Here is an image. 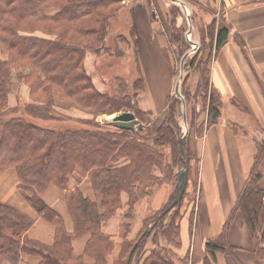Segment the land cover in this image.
I'll return each mask as SVG.
<instances>
[{
  "label": "trees",
  "instance_id": "obj_1",
  "mask_svg": "<svg viewBox=\"0 0 264 264\" xmlns=\"http://www.w3.org/2000/svg\"><path fill=\"white\" fill-rule=\"evenodd\" d=\"M121 1L0 0V52L6 56L0 61V172L15 170L18 189L24 192L35 211L55 226L52 245L29 238L23 244L21 234L27 233L35 218L0 201V256L12 264H19L25 256L34 255L41 258L39 264H85L86 257L93 258L96 264H105L106 255L114 250L116 244L103 234L101 226L121 209L122 193L129 195L130 206L122 217L121 228L125 235L133 222L134 205L153 190L137 197L131 190L134 171L148 167L145 162L162 155L161 149H168L172 164L182 167L190 175L195 156L189 149V140L180 139L181 130L175 124L174 106L170 108V118L158 128L151 145L130 139L131 134H135L133 130L116 128L113 131L95 121L98 114L131 109L135 105L142 112L134 111L137 118L143 115V120L148 119L147 112L141 110L138 103L133 106L130 101L139 91L143 92L142 78L135 82L137 92L132 97L117 96V91L114 96L99 91L84 67L88 51L100 53L104 50L108 20L114 11L109 4ZM52 9L56 11L54 14ZM37 32L47 37L34 35ZM201 33V41L205 40L204 35L209 38L210 53L206 61L200 63L210 75L208 62L213 50H219L228 39L229 29L223 24H213ZM194 63L193 60L191 64ZM20 68L29 69L25 81L29 85L32 103L10 106L12 85L9 73L11 69ZM122 81L117 79V89ZM204 85L212 88L211 80L205 81ZM212 96L214 98L211 97L207 105V121L200 124L204 126L197 127L195 132L199 136L222 115L221 97L218 94ZM71 108L86 111L93 119L83 118L74 122L72 118L57 115V109L65 111ZM42 121L52 125H42ZM263 157L264 148L256 156V167L237 201L236 211H241L252 237L264 244V189L259 187L262 175L258 171ZM122 158L134 164L133 172L130 164L110 166ZM85 173L90 175L95 190L101 196L100 201L84 197L78 187L79 178H83ZM51 185L66 192L74 222L72 232L66 230L62 218L42 198ZM177 195L174 193L157 215L145 221L144 229L135 241L123 240L120 244L122 250L132 245L124 264L131 263L134 253L145 246L157 228L162 229V235L170 245L178 246L180 214L177 208L188 192L186 190L180 204L171 208ZM100 208L104 212L100 213ZM169 217L168 224H160ZM82 236H87L83 255L75 256L73 242ZM207 249L214 259L217 252L224 251V246L211 241L207 243ZM258 254L264 255V247L258 248ZM167 256L168 253L159 254L163 264H169Z\"/></svg>",
  "mask_w": 264,
  "mask_h": 264
},
{
  "label": "crops",
  "instance_id": "obj_2",
  "mask_svg": "<svg viewBox=\"0 0 264 264\" xmlns=\"http://www.w3.org/2000/svg\"><path fill=\"white\" fill-rule=\"evenodd\" d=\"M109 6L114 11L107 24L105 48L100 53L87 52L85 70L102 92L110 74H133L136 77L133 83L142 78L145 92L153 90L152 101L147 100V93L139 95L140 104L144 103V110L150 113L155 112L151 106L163 108L166 104L174 82L175 58L181 54L179 47L189 43L187 35L201 40L202 30L213 24H223L229 29L228 39L219 50H213L208 62L212 88L222 100V115L203 135H189V149L195 159L188 174V196L177 208L178 246L170 245L162 234L155 238L154 231L140 254L138 250L134 253L130 264H163L159 254L164 253H168L169 264H264V255L258 254V248L264 244L252 237L241 211H236L237 201L256 167L259 147L264 145V0H122ZM55 12L51 10L52 14ZM34 35L47 37L39 32ZM204 39L209 40L205 35ZM209 53L207 50L204 54ZM5 59L0 52V61ZM20 103H32L30 89L12 87L9 105ZM258 171L262 175L259 187L264 189V157ZM15 179H11L12 184ZM19 193L23 194L21 190ZM171 194V183L162 184L136 203L131 228L123 235L122 217L130 207L129 195L123 192L121 209L103 224V234L112 238L116 246L125 238L135 241L145 221L164 208ZM192 194L195 200L189 201ZM0 201L17 207L15 202L1 196ZM20 210L33 216L28 209ZM27 236L52 245L55 227L37 219ZM211 241L224 245L230 255L217 252L213 259L207 249ZM86 242L87 239L83 251ZM79 244L76 241L78 250ZM75 245L74 255L79 256L75 254ZM40 261L38 256H25L19 264ZM84 262L95 264L88 257ZM0 264L10 263L0 256ZM109 264H113V259H109Z\"/></svg>",
  "mask_w": 264,
  "mask_h": 264
},
{
  "label": "rangeland",
  "instance_id": "obj_3",
  "mask_svg": "<svg viewBox=\"0 0 264 264\" xmlns=\"http://www.w3.org/2000/svg\"><path fill=\"white\" fill-rule=\"evenodd\" d=\"M194 43H187L184 42L182 46H180L181 54L179 57H176V66H175V73H174V82L169 90V94L166 99V104L162 105L163 108H160L158 106H151L155 112L150 113L147 110H144L143 105L144 101L142 102L143 105H141V99L139 98V95L141 93H144L146 95L147 93V100L152 101V92L153 90H145L143 92H138L134 98H130V101H132V105L134 106L135 103H138V107L147 112V120H143V115H140L139 118H137L138 123L144 124L143 130H133L135 131V134H131L129 137L130 139L136 140L138 143L143 145H151L153 141V137L156 135L158 128L165 122V120L169 119L170 114V108L171 106H174L175 109V124L180 128V139H185L186 141L189 140V135L196 132L197 127L204 126L200 125L203 123V118H207L208 115V103L209 100H211V97L214 98L212 95H217L210 86H206L205 81L210 79V75L206 72V68L204 66H201L202 64L200 61L205 62L206 61V55L204 54L205 51L208 50V41L204 40H198L196 37H191ZM110 45V43H108ZM193 51L194 53L190 52ZM204 52V53H203ZM189 55L184 58L185 54ZM2 54V53H1ZM195 61L194 65L191 64L192 61ZM29 72V69L27 68H20V69H11L10 70V82L12 87L19 88L21 86H25L29 88V85L25 81V76ZM120 76V79H122L123 83H119L120 88H118L117 83V76ZM116 77V79H115ZM127 77V78H124ZM109 82L104 83V87L102 88L103 92H106L110 95H116L117 96H123L128 95L132 97L135 92H137L134 87L133 83L135 81V78L133 74L130 75H123V74H110L108 76ZM144 83V82H143ZM210 83V81H209ZM126 87H124V86ZM209 85V84H208ZM176 86H178L179 91L183 97V99L178 98L174 91ZM207 87V88H206ZM102 92V91H101ZM213 92V93H212ZM137 100V101H136ZM21 105H24L20 103ZM222 106V104H221ZM134 109V110H131ZM122 108L119 111H112L108 114H98L95 118L96 123H98L101 127L109 130L116 131L117 127L113 122V117L117 116L123 112H132L139 111L141 112L136 105L132 108ZM57 115L65 116V118H72V120L75 122L76 120L88 118L93 119L92 115H89L86 111H83L79 108L69 109V110H56ZM142 113V112H141ZM144 114V113H143ZM8 117V116H7ZM150 119V120H149ZM206 122V120H205ZM204 122V124H205ZM73 125L72 122H68ZM186 123V124H185ZM52 125V123L48 121H42V125ZM124 129V128H119ZM140 131V132H139ZM188 132V134H187ZM187 134V136H186ZM129 139V140H130ZM263 145L261 144L259 147V150L261 151L263 148ZM162 155L160 154L157 159L152 160L151 158L148 160V163L145 162V164H148V167L138 169L134 171V177L132 179V185L131 190L136 194L137 197H142L144 194L148 193L152 188L161 185V184H168L171 183V187L174 193H179V187H180V178L179 175L184 171L182 167L180 166H174L172 164L171 160V152L170 150L161 149ZM130 160L127 158H122L116 163L110 164V166L113 167H122L125 165H129ZM133 163L130 164V171L133 172ZM14 172V173H13ZM11 173H7L3 175L0 173V196L10 200L11 202H15L17 204V207L19 209H28L35 218V223L37 222V219L44 225L51 224L49 220H47L46 217L39 215L35 209L30 205V203L26 200L23 194L19 193L18 188V179L16 171L13 170ZM90 175L88 173L84 174L83 178H79L78 181V187L81 189L84 197H90L92 199H99L101 198L100 194L95 190L93 183L91 182V179L89 177ZM15 177V184H12L11 179ZM88 182L89 187L87 189L82 188L83 184L85 182ZM15 185V186H13ZM51 187H54L55 190H58L59 196H52L55 198H49L47 195L48 191ZM66 192L61 191L57 186L51 185L48 187V189L42 194V198L44 202L53 208L56 213L62 218L63 223L66 227L67 231H73L74 230V222L72 219V216L69 212L68 204L65 197ZM173 194L169 197V200L173 198ZM189 201L195 200V195L192 194L188 197ZM99 199L98 201H100ZM22 201V202H20ZM26 204V205H25ZM28 205V207H27ZM119 210V209H118ZM118 210L116 212H118ZM104 212V209L100 208V213ZM171 218L164 219L161 221V225L168 224ZM34 223V224H35ZM55 227V226H54ZM102 230V226H101ZM226 231V226H225ZM162 229L159 228L156 229L155 234L157 238V235L160 236L162 234ZM124 233V232H123ZM22 240L21 243L25 244L27 243L26 239L28 238L27 233L23 232L21 234ZM87 239V236H82L77 238L73 243L75 245L76 241L80 242V248L77 249L78 246L75 245V254L83 255V245ZM224 246V245H222ZM132 248V245L129 246V248H125L122 250L121 245L115 246L114 250L110 252V254L106 255V262L105 264H109V259L115 260V264H121L125 263L128 256H130V250ZM140 249H138V254H140ZM221 253H227L230 255L231 252H229L226 247L224 246V251ZM135 255V254H134ZM2 257V256H1ZM32 257H35L32 256ZM4 258V257H3ZM126 259V260H125ZM12 264L11 262H9ZM96 264V261H95Z\"/></svg>",
  "mask_w": 264,
  "mask_h": 264
},
{
  "label": "water",
  "instance_id": "obj_4",
  "mask_svg": "<svg viewBox=\"0 0 264 264\" xmlns=\"http://www.w3.org/2000/svg\"><path fill=\"white\" fill-rule=\"evenodd\" d=\"M189 19H190V17H189ZM186 56H184V58H186ZM174 93H175V95L178 98L183 99V97H182V95H181V93L179 91L178 86H176ZM113 122H114V124L117 127L128 129V130H137V129L138 130H142L144 128V124L138 123V120H137L135 114L132 113V112H123V113H121V114H119L117 116H114L113 117ZM187 134H188V132H187ZM179 178H180L179 193H178L176 199L174 200V202L171 204V208L177 206L183 200V197H184V194H185L186 188H187V183H188V173H187V171L184 170L179 175Z\"/></svg>",
  "mask_w": 264,
  "mask_h": 264
},
{
  "label": "bare ground",
  "instance_id": "obj_5",
  "mask_svg": "<svg viewBox=\"0 0 264 264\" xmlns=\"http://www.w3.org/2000/svg\"><path fill=\"white\" fill-rule=\"evenodd\" d=\"M88 187H89V184H88V182L86 181V182L83 184L82 188L87 189ZM59 193H60V192H59L58 190H55L54 187H51L50 190L48 191V195H50V196H51V194H52L53 196H59Z\"/></svg>",
  "mask_w": 264,
  "mask_h": 264
}]
</instances>
